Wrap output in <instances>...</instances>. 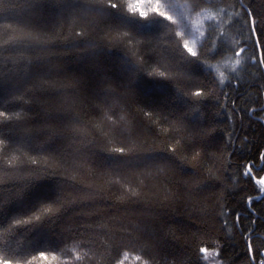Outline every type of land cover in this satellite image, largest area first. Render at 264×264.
Here are the masks:
<instances>
[{
    "label": "trees",
    "instance_id": "1",
    "mask_svg": "<svg viewBox=\"0 0 264 264\" xmlns=\"http://www.w3.org/2000/svg\"><path fill=\"white\" fill-rule=\"evenodd\" d=\"M263 173L264 0H0V264H264Z\"/></svg>",
    "mask_w": 264,
    "mask_h": 264
},
{
    "label": "rangeland",
    "instance_id": "2",
    "mask_svg": "<svg viewBox=\"0 0 264 264\" xmlns=\"http://www.w3.org/2000/svg\"><path fill=\"white\" fill-rule=\"evenodd\" d=\"M143 0H137V2H142ZM186 28L188 29V36H187V46L189 50L194 51L196 44L199 42L201 37L204 33V18L203 16H197L192 21L188 22L186 25ZM261 183L264 187V173L262 175ZM219 248H214L207 250L204 253V262L206 264H220V260L218 257ZM264 255V250H263ZM3 264H11L9 262L3 263Z\"/></svg>",
    "mask_w": 264,
    "mask_h": 264
}]
</instances>
